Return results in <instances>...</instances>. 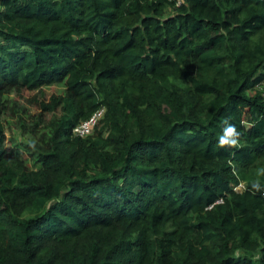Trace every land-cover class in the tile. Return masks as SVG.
<instances>
[{"label":"trees","instance_id":"trees-1","mask_svg":"<svg viewBox=\"0 0 264 264\" xmlns=\"http://www.w3.org/2000/svg\"><path fill=\"white\" fill-rule=\"evenodd\" d=\"M22 91L54 119L35 172L0 127V264H264V0H0Z\"/></svg>","mask_w":264,"mask_h":264},{"label":"rangeland","instance_id":"rangeland-1","mask_svg":"<svg viewBox=\"0 0 264 264\" xmlns=\"http://www.w3.org/2000/svg\"><path fill=\"white\" fill-rule=\"evenodd\" d=\"M61 92V87L58 85H52L43 87L41 90V95L43 98H47L50 94H58ZM35 91H22L18 95L11 94L10 96L14 99L13 109L15 113H11L8 110L6 113L0 114V127L2 128L5 135V145L8 147L11 145L16 148L18 152L27 157L29 160V169L32 171L38 170V163L34 162V156L37 155L41 149H43V144L41 143L40 135L43 132L50 130L52 125V120L54 119L53 114L43 113L40 118L35 119L37 116V108L30 101V96L34 94ZM102 117V116H101ZM105 117H103L93 128L90 135H93L96 130H100L101 135H106L108 128L107 124L104 122ZM20 158H22V156ZM19 159V158H17ZM21 160V159H20ZM264 167V164L257 161L253 165L252 174L256 178L261 175L259 171ZM242 186L236 185L233 187L235 190H239ZM30 216V214H25L23 216Z\"/></svg>","mask_w":264,"mask_h":264},{"label":"built area","instance_id":"built-area-1","mask_svg":"<svg viewBox=\"0 0 264 264\" xmlns=\"http://www.w3.org/2000/svg\"><path fill=\"white\" fill-rule=\"evenodd\" d=\"M104 108L103 106L95 109L87 118L80 120L76 123L71 129V135L74 137H85L90 134L93 128L98 123V120L103 115Z\"/></svg>","mask_w":264,"mask_h":264},{"label":"clouds","instance_id":"clouds-1","mask_svg":"<svg viewBox=\"0 0 264 264\" xmlns=\"http://www.w3.org/2000/svg\"><path fill=\"white\" fill-rule=\"evenodd\" d=\"M224 123L226 124L227 121H225ZM239 136H240V133L236 130L235 126L231 125L226 129L224 135L220 136L219 145L221 147L225 145L235 146L238 142ZM259 171H264V169H260ZM252 188L255 191H260L261 185L258 180L253 182Z\"/></svg>","mask_w":264,"mask_h":264}]
</instances>
